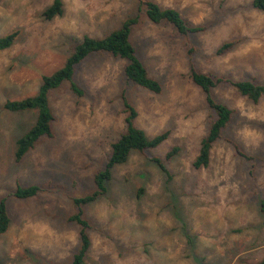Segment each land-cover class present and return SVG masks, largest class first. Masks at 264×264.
<instances>
[{"label": "rangeland", "instance_id": "obj_1", "mask_svg": "<svg viewBox=\"0 0 264 264\" xmlns=\"http://www.w3.org/2000/svg\"><path fill=\"white\" fill-rule=\"evenodd\" d=\"M54 0H0V37L19 31L0 52V201L11 224L0 237V264H71L80 249L73 198L95 191V176L126 132L122 96L138 112L136 126L153 138L170 132L158 148L133 152L112 170L108 192L85 208L91 224L89 264H261L264 259V97L256 104L229 86L213 90L233 120L211 152L208 168L193 162L215 113L191 79L199 72L264 85V13L253 0H151L174 8L206 31L180 36L154 25L136 0H63L64 14L45 21ZM139 16L132 43L148 74L162 87L151 93L129 83L126 61L93 55L78 65L76 83L49 95L53 138L40 139L21 162L18 140L37 111L12 113L7 101L36 96L43 76L60 70L85 36L103 38ZM238 41L218 56L225 42ZM171 179L155 159L166 160ZM42 188L36 197L10 195L19 186Z\"/></svg>", "mask_w": 264, "mask_h": 264}, {"label": "trees", "instance_id": "obj_2", "mask_svg": "<svg viewBox=\"0 0 264 264\" xmlns=\"http://www.w3.org/2000/svg\"><path fill=\"white\" fill-rule=\"evenodd\" d=\"M139 5V11L154 25L168 24L172 26L180 36L189 37L201 34L206 31V27L193 25L185 20L180 12L174 8H163L158 3L151 0H136ZM252 7L264 13V0H253ZM63 0H54L53 3L44 11L45 21H53L63 16ZM139 16L131 17L125 20L120 28L111 32L103 38H92L85 36L78 43L72 54L67 58L64 66L50 76H43L42 85L36 96L28 97L19 101H7L5 109L12 113H21L26 111H37L38 117L34 126L17 142L16 161L21 162L29 151H31L37 142L44 138H53L54 114L49 105V95L52 91L68 85L79 98L85 96V91L76 83L75 72L78 65L93 55H109L113 58L126 61L124 75L129 83H133L151 93L160 94L162 92L161 84L151 78L148 70L139 58L138 52L132 43V34L134 28L139 24ZM19 31H14L6 36L0 37V52L11 49L17 42ZM238 41H229L223 43L216 54L218 56L226 55L234 50ZM191 79L193 83L200 88L206 96V103L214 111L215 118L211 123L208 135L203 139L198 156L193 162L196 170L208 168L211 160V152L214 144L222 138L225 129L231 124L234 112L226 105L218 102L213 96V90L220 85H225L236 89L242 97L258 103L264 97V85L256 83L254 80L236 81L227 77H214L209 74L199 72L194 66L191 69ZM125 112L127 114L125 122L126 132L112 146V153L105 168L95 176V191L83 197L73 198V205L76 213L70 218L79 226L80 249L74 255L71 264H89L87 254L91 248V239L88 235L92 228L87 219L84 218L85 208L96 202L99 198L108 192V183L112 178V170L118 165L127 163L133 152L145 153L158 148L170 136V132H165L153 138L147 136L146 132L138 128L135 124L138 118V112L129 102L127 96H122ZM178 149L175 148L167 154L166 160L155 159L162 171L172 178L166 161H169ZM42 188L36 185L29 187L19 186L12 197L19 200H27L36 197ZM4 197L0 201V237L9 229L11 219L7 207V199ZM262 212L264 213V200H262ZM261 264H264V259Z\"/></svg>", "mask_w": 264, "mask_h": 264}]
</instances>
